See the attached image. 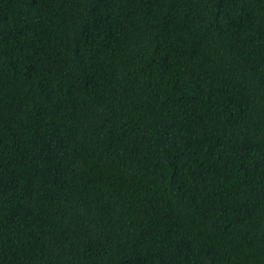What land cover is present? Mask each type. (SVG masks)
Segmentation results:
<instances>
[{"label":"trees","instance_id":"trees-1","mask_svg":"<svg viewBox=\"0 0 264 264\" xmlns=\"http://www.w3.org/2000/svg\"><path fill=\"white\" fill-rule=\"evenodd\" d=\"M0 264H264V0H0Z\"/></svg>","mask_w":264,"mask_h":264}]
</instances>
